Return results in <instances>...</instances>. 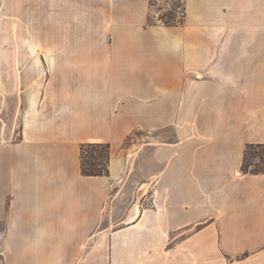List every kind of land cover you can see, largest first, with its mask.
Masks as SVG:
<instances>
[{
	"label": "crops",
	"instance_id": "obj_1",
	"mask_svg": "<svg viewBox=\"0 0 264 264\" xmlns=\"http://www.w3.org/2000/svg\"><path fill=\"white\" fill-rule=\"evenodd\" d=\"M159 1L0 0V34L31 44L0 158L17 264H264V172L242 169L264 144V0H177L173 25ZM85 143L110 144L108 175L82 173Z\"/></svg>",
	"mask_w": 264,
	"mask_h": 264
},
{
	"label": "rangeland",
	"instance_id": "obj_2",
	"mask_svg": "<svg viewBox=\"0 0 264 264\" xmlns=\"http://www.w3.org/2000/svg\"><path fill=\"white\" fill-rule=\"evenodd\" d=\"M184 7L183 3L177 0L154 2L151 14L152 23H165L164 21H183L184 16L178 13L177 7ZM182 14V13H181ZM163 19V20H162ZM17 28V23L13 24ZM12 24H6L3 30H10ZM14 29V28H13ZM31 45L24 37L17 38V34H0V158H13L14 145L17 144V47H26ZM32 45H44L32 41ZM38 59L40 55L36 56ZM147 138L145 134L139 132L134 139ZM4 149V150H3ZM107 149L104 146L87 147L85 151V160L90 162L92 156L99 157L102 162L106 160ZM264 155L263 148L249 149V162L254 164L253 168L263 167L264 163L260 157ZM13 169L10 166H0L1 181L4 176ZM3 186V185H2ZM147 189V187H146ZM4 188L0 195L2 204L0 205V252L6 253L8 261L5 264H17V258L13 257V240L14 232L6 231L7 219L5 216L13 211L12 198L10 194H3ZM6 196V198H4ZM5 215V216H4ZM11 239V240H9ZM9 240V241H7Z\"/></svg>",
	"mask_w": 264,
	"mask_h": 264
},
{
	"label": "trees",
	"instance_id": "obj_3",
	"mask_svg": "<svg viewBox=\"0 0 264 264\" xmlns=\"http://www.w3.org/2000/svg\"><path fill=\"white\" fill-rule=\"evenodd\" d=\"M163 20V19H162ZM165 24L168 25H173V24H179L183 21H164ZM99 147V146H104L107 149V154H106V160L105 162H102L99 157H96L95 155L92 156V159L90 162H86L85 160V151L87 147ZM263 148L264 144H249L246 148L245 151V157L242 165V169L245 172H254V173H261L264 172V166L259 167V168H250L249 166L254 164L252 162H249L248 160V155H249V149L251 148ZM260 157L264 163V155L260 154ZM109 158H110V144L109 143H85L82 145V164H81V169L82 173L85 175H108L109 174Z\"/></svg>",
	"mask_w": 264,
	"mask_h": 264
},
{
	"label": "built area",
	"instance_id": "obj_4",
	"mask_svg": "<svg viewBox=\"0 0 264 264\" xmlns=\"http://www.w3.org/2000/svg\"><path fill=\"white\" fill-rule=\"evenodd\" d=\"M177 10H178V13H180V15L184 16V14H185L184 7H182V6H178V7H177ZM181 13H182V14H181ZM249 167L252 168L253 166L250 165Z\"/></svg>",
	"mask_w": 264,
	"mask_h": 264
}]
</instances>
